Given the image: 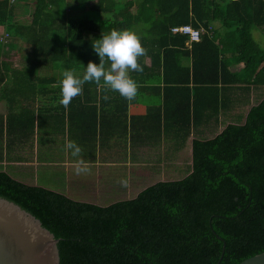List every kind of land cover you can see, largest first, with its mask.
<instances>
[{"label": "trees", "instance_id": "obj_1", "mask_svg": "<svg viewBox=\"0 0 264 264\" xmlns=\"http://www.w3.org/2000/svg\"><path fill=\"white\" fill-rule=\"evenodd\" d=\"M184 24L199 31L198 41L171 32ZM114 29L135 31L147 50L138 61L143 72L130 73L139 90L127 102L145 110L127 119L124 98L85 83L83 97L72 100L82 102L81 118H90L83 131L96 126L95 106L87 103L99 92L106 107L103 95L114 93L115 124L122 117L130 139L170 137L183 147L192 137L186 175L144 185L135 177L141 189L134 196L117 190L109 202L94 203L23 184L0 169V197L37 218L69 264H237L263 251L264 47L253 34L264 31V0H0V85L11 82L23 95L34 79L54 82L45 65L82 77L89 61L99 64L94 40ZM11 49L29 53L20 67L7 60ZM236 63L241 67L230 69ZM259 88L262 98L244 120L232 114L218 131L219 114L228 116ZM33 120L26 107L5 124L0 116V139L12 123L31 131Z\"/></svg>", "mask_w": 264, "mask_h": 264}, {"label": "crops", "instance_id": "obj_2", "mask_svg": "<svg viewBox=\"0 0 264 264\" xmlns=\"http://www.w3.org/2000/svg\"><path fill=\"white\" fill-rule=\"evenodd\" d=\"M61 78L60 74L54 82L47 85H42L41 80L34 79L23 95L13 91L11 82L5 81L0 85V116H2L3 124H5L6 116L17 114L24 107L33 112L34 117L31 131L25 128H22L23 131H19L15 127V123H12L10 132L3 133L0 139V169L6 171L11 178L26 185L39 186L62 193L74 200L107 203L111 195H116L115 185L109 192L110 194L104 196L103 201L95 199L97 197L95 190H97L96 187L101 186L100 181L103 176L106 182L107 179H111L112 172L115 176L117 164L125 167L126 170H131L132 165L144 164L145 155L151 153L156 147L160 148L158 162L161 164L179 162L181 147L179 143L170 141V137L165 138L167 140L161 139L159 142L157 138L147 141L145 135L138 134L132 140L128 126L125 128L123 125L122 117L118 118L119 124H115V116L117 112H120V109L110 106L109 103V98L113 97L115 92L103 95V97H108L106 107L101 105L99 92L96 93L95 101H92L91 104L87 103L88 106H95L96 126L95 128L90 127L88 132H84L82 125L90 118H81L80 113L84 112L81 110L82 102L71 101L70 108L60 104L62 98L60 89L54 85H57ZM46 88L49 90L43 92L42 90ZM117 94L119 93L117 92ZM248 97L249 95L246 98ZM103 104L105 105V103ZM119 108L122 107L119 106ZM144 110L145 105L142 103H127V119L131 114L143 113ZM220 115L221 113L219 117H223ZM219 119L224 120L223 118ZM221 128L222 126L217 130L220 131ZM188 138L187 148L190 158L192 137ZM69 139L75 141L82 148L83 159L88 162L93 172L90 179L87 175L74 173L72 164L75 158L64 149L65 142ZM102 172L105 173L101 175ZM163 172L160 173L163 174ZM106 174H108L107 179H105ZM131 177L133 176L127 175L126 178L129 180ZM83 178L89 179L86 186L91 187L90 182L92 181V189H95L93 192L86 193L82 189L85 181ZM172 178L161 177L157 180H173ZM47 184L53 189L48 188ZM140 189V187L134 189V185H132V187L117 190H120V193L123 190L127 197H132Z\"/></svg>", "mask_w": 264, "mask_h": 264}, {"label": "clouds", "instance_id": "obj_3", "mask_svg": "<svg viewBox=\"0 0 264 264\" xmlns=\"http://www.w3.org/2000/svg\"><path fill=\"white\" fill-rule=\"evenodd\" d=\"M94 41L92 48L99 57V64L89 61L82 77L77 76L72 70H64L61 73L62 78L54 85L60 89L62 97L60 104L64 107H67L73 98L82 95L85 83L94 82L101 87H107L113 92H118L126 101L134 100L138 94L139 85L130 73L143 72L138 61L147 54V50L140 43V37L136 32L129 29H114ZM106 62L108 67L105 66ZM64 149L75 158L72 167L76 175L91 173L88 162L83 159V150L75 141L66 140ZM118 182L122 187L128 185L127 178H122Z\"/></svg>", "mask_w": 264, "mask_h": 264}, {"label": "water", "instance_id": "obj_4", "mask_svg": "<svg viewBox=\"0 0 264 264\" xmlns=\"http://www.w3.org/2000/svg\"><path fill=\"white\" fill-rule=\"evenodd\" d=\"M57 241L32 214L0 197V264H69ZM237 264H264V250Z\"/></svg>", "mask_w": 264, "mask_h": 264}, {"label": "rangeland", "instance_id": "obj_5", "mask_svg": "<svg viewBox=\"0 0 264 264\" xmlns=\"http://www.w3.org/2000/svg\"><path fill=\"white\" fill-rule=\"evenodd\" d=\"M171 28H170V30H171ZM177 33H179V32H177ZM180 34H182V33H180ZM0 36H2V35H0ZM253 37L259 46L264 47V31H259V32L256 31L253 34ZM25 47L26 46H24V48ZM24 54H29L26 49H24V51H18L16 49H11L7 53V60L10 62V64L12 66L20 67L21 64L25 63L22 59V56ZM239 67H241V64L237 65V63H236V64H233L232 66H230V69L237 70V68H239ZM42 70L46 71V74H54L55 79H56V77H59V75H60L59 73L62 71V70H60V72H58V70L52 69L49 65L43 66ZM262 91H263L262 88H259V90H256V91H251L249 93V97H248L249 100H247V102L245 101L246 99L245 100L243 99L244 101L241 102L239 105L232 106L231 109L227 111L228 112L227 114L231 115V118L229 117V115L226 117H220L221 119L224 118V122L221 124V126L223 124L227 123L228 121H231V119H233V117H236L232 114H238L240 119L244 120L245 113L247 112V109L249 108V106L257 103L262 98V96H261ZM245 98H246V96H245ZM188 139L189 138L186 139V141H185L186 144L184 143L183 147H181V149H180V154H179L180 159H179L178 163H177V161H175V162H171V164H157V159L159 158V156L157 157L156 149H153L152 152L150 151L151 153H149V154L147 153L145 155V157L143 158L144 164L138 163L136 165H132L133 168L130 171L125 170L126 169L125 167H122L121 165L117 164V167H116L117 170L115 172V176H114V172H112L110 174L111 179H107L108 174H106L105 179H107V182H106V180H104V176H103L101 178L102 180L100 181L101 186L96 187L97 190L92 189L93 188L92 187V185H93L92 181L90 182L91 187L86 186V182H88L89 179L91 178L90 175L93 174V172L91 171V173L87 175L89 177V179L83 178V180H85L83 183V187L84 186L85 187L84 188L82 187V189L85 190L86 193L93 192L95 190V192H96L95 195L97 196V197H95V199L98 201H103V199L105 198L104 196H107L108 194H110L109 192L112 191L113 185H115V187L117 189L126 188V187H122L118 181H120L121 178L127 177V175L133 176V177H131V179L128 180L129 183H128L127 187H130V186L132 187V185L135 181V177L136 178L142 177L141 179L137 180V182H139L141 185L151 183V182L156 181L158 178H161V177H164L166 179H169L172 177H174L172 179H179V178L183 177L184 175H186V173L188 171V166L190 163V158H189V154H188L189 150L187 148ZM158 163H160V162H158ZM140 171H141V174H140ZM161 171H164L163 174L160 173ZM104 173L105 172H102L101 175H103ZM148 174L150 175L149 176L150 179H148V177H147ZM113 176H114V179H113ZM46 186L48 187V184ZM138 187L139 186H134V189H137ZM48 188L53 189L50 186ZM117 189H116V192H118ZM91 194L93 195V193H91Z\"/></svg>", "mask_w": 264, "mask_h": 264}, {"label": "built area", "instance_id": "obj_6", "mask_svg": "<svg viewBox=\"0 0 264 264\" xmlns=\"http://www.w3.org/2000/svg\"><path fill=\"white\" fill-rule=\"evenodd\" d=\"M10 1H12V0H10ZM171 32H173V33L179 32V33H182L184 35H188L189 40H192V41H197L199 39V31L197 29H192L188 25L174 26L171 28ZM0 39H2V38H0Z\"/></svg>", "mask_w": 264, "mask_h": 264}]
</instances>
